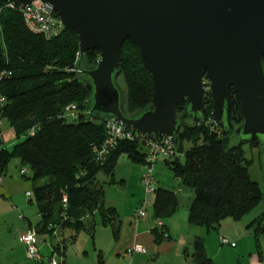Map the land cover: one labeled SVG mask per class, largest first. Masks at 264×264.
Instances as JSON below:
<instances>
[{
  "label": "trees",
  "instance_id": "16d2710c",
  "mask_svg": "<svg viewBox=\"0 0 264 264\" xmlns=\"http://www.w3.org/2000/svg\"><path fill=\"white\" fill-rule=\"evenodd\" d=\"M79 45V35L74 29L63 27L58 35L48 37L30 29L23 10L14 0H0V93L6 98L0 117L21 139L8 147L0 126V174L6 173L13 159L20 161L21 169L26 168L27 172L30 169L31 173L23 176L33 183L30 200L36 203L41 216L36 225L39 233L76 228L92 235L95 223L88 227L85 221L99 212L102 224L114 227L116 235L118 211L115 206L106 205L98 175L104 173L111 177V183L117 182L115 172L122 155L135 164H146L150 141L144 135L120 139L104 152L109 138L107 120H93L86 113L87 96L77 71ZM99 56L98 48L88 50L81 66L94 65ZM121 56L127 89L125 108L128 114H134L151 103L152 73L144 66L140 49L130 38L124 41ZM262 61L264 67V56ZM230 97L233 122L238 126L243 111L234 87ZM205 101L211 114L209 89ZM71 103L79 108L77 120L67 116L66 107ZM185 106L183 99L178 104L179 116L185 113ZM220 129L209 120L196 124L186 117L175 144L179 154L166 157V164L180 180L181 187L194 192L189 224L207 231H219L226 219L240 222L259 210L264 200V188L251 176L252 159L246 156L244 145H232L231 139L217 131ZM248 145L260 144L252 141ZM178 205L175 189L156 188L154 218L163 220L172 216ZM248 228L258 240L264 234V214L255 217ZM166 232L165 225L154 227L155 240L169 238ZM73 239L74 235L71 242ZM193 244L196 264H223L207 254L205 237L197 236ZM63 245L66 249L67 244ZM258 253L262 255L261 249Z\"/></svg>",
  "mask_w": 264,
  "mask_h": 264
},
{
  "label": "water",
  "instance_id": "95a60500",
  "mask_svg": "<svg viewBox=\"0 0 264 264\" xmlns=\"http://www.w3.org/2000/svg\"><path fill=\"white\" fill-rule=\"evenodd\" d=\"M21 9L35 0H14ZM59 14L80 40V78L87 115L114 120L148 140L177 143L183 120H211L224 138L264 144V0H41ZM130 38L152 73L149 106L128 114L123 91L121 47ZM95 64L81 66L88 50ZM209 83L212 112L206 107ZM243 111L235 126L231 88ZM186 99L185 113L178 104Z\"/></svg>",
  "mask_w": 264,
  "mask_h": 264
},
{
  "label": "crops",
  "instance_id": "0c3cea01",
  "mask_svg": "<svg viewBox=\"0 0 264 264\" xmlns=\"http://www.w3.org/2000/svg\"><path fill=\"white\" fill-rule=\"evenodd\" d=\"M14 165H12L11 167L10 176H7V174L5 176L4 174H0V264H46L47 261L45 259H43L42 261L30 259L28 257L25 245L20 241L19 238L20 234L26 231L29 227H36V225L41 221V216L39 214L37 205L36 210L35 208L30 207L29 204H27L35 203L30 200L31 198L28 197L26 199L24 197H18L21 195L18 190H23L24 188H26V184L25 182H20L18 178L15 179L14 172H12ZM140 165H144L142 168L138 169L139 174L142 175L145 171L146 165ZM156 166H154L156 170L154 175L156 180H158V177L161 176V174L159 171V167L157 166V170ZM20 170L21 167L19 168V172ZM166 171L167 170L163 168L162 175L168 176ZM174 180H177L178 182L177 189L181 188L179 190H182L183 192V187L179 186L180 180L176 179L175 177ZM127 183L128 182L126 178L121 179L119 182V184L122 186H126ZM27 191L30 190L26 189V192ZM193 197L194 195L191 197L190 203L187 204V207H185V212L182 216H180L179 212V199V205L175 213L172 216L163 219L170 237L167 239L164 238L161 242H157L155 240V235L153 233V229L156 225V218H154V216H152L153 218L151 219L149 217L145 219L142 218L137 224H135V215H126V221H123L118 208L115 206L119 215L118 219L116 220L117 223L119 222V229L117 231V234L115 235L114 227L111 228L113 243L109 251L110 256L115 261L113 262V260L105 258L103 249H100L96 260L93 263L85 262V264H126L124 263V261L122 263L120 258L121 256L125 257L126 255H129L126 249L136 243L146 245L147 251L131 253L132 256L130 257V264H196L194 251L191 253L190 248L194 247L193 242L197 236L205 237L207 254L215 260V254L211 253V249L214 247L213 245L215 239L213 236L210 237V231H207L201 226L193 227L188 222L189 207L191 205ZM139 201L138 202L140 204L142 199H140ZM261 213L264 214V200L261 208L251 214L249 218H244L240 222L233 221L232 219H226L218 231V238L222 235L227 236L228 238L236 242V245L234 247L237 248L239 244V238L243 237L244 235L255 237V235L252 233V230L248 228V224ZM65 230L66 228H56L51 233L38 232L39 247L40 251L44 248H48L49 253H52L50 256H60V260L58 261L63 260V264H73L69 257L71 255L70 251L68 256V245L73 234H71L70 239L61 238L60 235ZM54 236L57 237L56 242L52 241V237ZM260 240L261 237L259 236L258 242ZM64 242L67 244L66 249L63 248ZM259 247L261 249V245H259ZM261 251L263 252V249ZM240 253V250H238V258L239 256L241 257ZM257 253L258 251L253 254L251 253L253 257L251 256L249 261L244 262V264H264V253H262L261 256L259 255V253L258 255H256ZM216 254L218 255V253ZM221 260H223L220 261L221 263L227 264V261H225V259Z\"/></svg>",
  "mask_w": 264,
  "mask_h": 264
},
{
  "label": "rangeland",
  "instance_id": "374dc122",
  "mask_svg": "<svg viewBox=\"0 0 264 264\" xmlns=\"http://www.w3.org/2000/svg\"><path fill=\"white\" fill-rule=\"evenodd\" d=\"M118 83L122 88L123 97L126 100L127 89H126L125 80L122 75L119 76ZM205 86L207 89H209L208 82L205 83ZM210 96H211V93H210ZM211 100H212V97H211ZM71 104L76 105V103H71ZM76 110L79 113V108L77 105H76ZM78 118H79V115H78ZM1 127H2V133H3L5 145H7L8 147H11L14 143L21 140V139L16 138L13 128L7 122L5 121L2 122ZM106 127H107V123H106ZM217 131L221 132V129ZM161 138L163 137H160L156 139L155 141L161 140ZM240 142H241V137L238 135L232 137L231 139L232 145L238 144ZM188 146L189 144L186 143V147ZM244 150H245L246 156L249 159H252V162L249 165V170H250L252 178L260 182L261 186L264 188V144H261L259 146H256V145L249 146L245 144ZM172 152L173 154L171 155L168 154L167 156H164L162 154L158 155V161L156 160V162L154 163V166L157 165L159 167L161 176L158 177V180H156L155 185L157 187L162 186V187L176 190L178 197L180 199L179 212H180V216H182L183 213L185 212V207H187V204L190 203L191 197L194 195V193L191 189L187 187L182 188L184 189L183 192L182 190L181 191L179 190L181 188L177 189L178 182L177 180H174L172 170L166 164V157H171V156H174L175 154L176 155L179 154V152L175 149V146L173 147ZM183 155L184 154L181 153V156ZM12 165H14L12 172H14L15 179L18 178L20 182H25L26 184V188H24L23 190H18L19 193H21V195L18 197H24L27 199L28 196L26 194V189H29L32 192L33 183L30 179L23 177L22 174L19 172L21 163L17 159H13L11 161L9 168L6 170V173L4 174V176L6 174L7 176H10ZM143 166L144 165L133 163L132 161H130V159L126 155H122L119 158L117 169L115 172V179L118 182L111 183L110 182L111 177L104 173H99L98 175L99 183L100 185L103 186L104 191H105L106 205L116 206L120 212V215L123 221H126L127 216L135 215L138 209L141 207V203L139 204L140 202L139 200L140 199L143 200L144 198L147 197L145 185L141 180L142 175H140L138 171V169L142 168ZM157 166H156V169H157ZM163 168L167 170L166 173L168 174V176L162 175ZM153 171L155 174L156 172L155 167L153 168ZM30 173L31 171L30 169H28L27 175H29ZM123 178H126L128 182L126 186H122L119 184L120 180ZM179 186L181 187L180 183H179ZM150 197L152 198V200H150L146 204L147 216L145 218L149 217L151 219L153 218L152 214H153L154 193L151 194ZM27 204H29L30 207H33L35 209L37 208L36 203H27ZM250 216L251 215H249L247 218H249ZM85 223L87 224L88 227H91V225L95 223L94 229L92 232V235H94V238L91 235V233L87 232L86 230H83V229L77 230L76 228H73V229L66 228V230L63 231V233L60 235L61 238H68V239H70L71 234L74 235L73 241L71 242V239H70V243L68 245V256H69V251H70L71 255L69 257L72 263L73 264H81V263L85 264V262L93 263L96 260L100 249H103L104 251L103 254L105 258H109V260L111 259L114 262L115 260L112 259V257L110 256V252H109L111 249V245L113 243L112 229H111L112 226L110 224L108 225L102 224L101 216L99 212L95 213L94 215L89 216L86 219ZM209 234H210V237L213 236L215 239L214 245H213L214 247L211 249L212 251L211 253L215 254L216 263H221L220 261H223L221 259H225V261H227V264H244V262L249 261L251 256L253 257L251 253L252 254L256 253L258 249H260L258 247V244L261 245V250L263 249L262 253H264V234L260 235L261 240L259 242L253 236L244 235L243 237L239 238V244L237 248L234 247L233 245L222 244L220 241V237L218 238L217 230L211 229ZM56 240H57L56 236L52 237L53 242H56ZM194 250H195L194 247L190 248L191 253ZM238 250H240L241 252L240 253L241 257L239 256V258H238ZM41 253L44 255L43 258L46 261H48V256L52 254V253H49L48 248L42 249ZM216 253H218V255ZM256 255H258V253ZM131 256L132 254L126 255L125 257L121 256L120 260L122 261V263L124 261V263L130 264ZM54 257L57 260H60V256L54 255Z\"/></svg>",
  "mask_w": 264,
  "mask_h": 264
},
{
  "label": "built area",
  "instance_id": "2783aa9c",
  "mask_svg": "<svg viewBox=\"0 0 264 264\" xmlns=\"http://www.w3.org/2000/svg\"><path fill=\"white\" fill-rule=\"evenodd\" d=\"M23 10L25 21L27 22L30 29L44 33L48 37H52L53 35H58L62 28L65 27L61 17L59 14L51 7V5L41 1V0H35L32 2L31 6L25 7ZM48 14V15H47ZM79 71V70H78ZM5 96H3L0 93V111L2 105L5 103ZM66 113L69 118L72 120H77L78 118V111L76 110L75 104H69L66 107ZM211 122V120H209ZM2 119L0 117V126L2 125ZM107 130L109 134V138L106 141V148L104 149V152H106L107 148H111L114 146L120 139H128L132 140L139 135H143L132 128H129L127 126H123L112 120H107ZM148 144V155H147V165L145 168V171L142 174L141 180L145 185L146 189V195L147 197L144 198L141 202V207L138 209L137 213L134 216V222L137 224L140 219L145 218L147 216L146 212V204L152 200L150 197L151 194L154 193L157 186L155 185L156 178L154 175V163L157 160V157L159 154H162L164 156H167L168 154H173L172 150L175 146L172 142L170 137L167 138H161V140L158 141H152L149 140ZM103 152V154H104ZM20 173L23 175L27 173L26 168H22L20 170ZM27 196L31 197V191L26 192ZM155 227L164 228V221L162 219H155ZM52 226V225H50ZM168 233H165V236H167ZM20 241L25 245V248L27 250L28 257L30 259L36 260V261H42L43 255L40 251L39 247V233L36 229V227H29L26 231L22 232L19 236ZM220 241L223 244H229L235 246L236 243L228 238L227 236H221ZM127 253L131 254L133 252H146L147 248L145 245L136 243L131 246H129L126 249ZM46 264H63L62 261H58L53 255L48 256V261Z\"/></svg>",
  "mask_w": 264,
  "mask_h": 264
},
{
  "label": "bare ground",
  "instance_id": "6f19581e",
  "mask_svg": "<svg viewBox=\"0 0 264 264\" xmlns=\"http://www.w3.org/2000/svg\"><path fill=\"white\" fill-rule=\"evenodd\" d=\"M78 71V70H77ZM79 72V71H78Z\"/></svg>",
  "mask_w": 264,
  "mask_h": 264
}]
</instances>
